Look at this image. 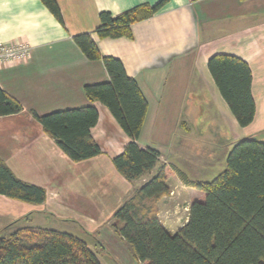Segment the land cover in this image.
Listing matches in <instances>:
<instances>
[{"label": "crops", "instance_id": "obj_1", "mask_svg": "<svg viewBox=\"0 0 264 264\" xmlns=\"http://www.w3.org/2000/svg\"><path fill=\"white\" fill-rule=\"evenodd\" d=\"M159 1L58 0L62 24L42 0H0V43L29 45L25 58L0 63V86L23 107L18 114L0 117V156L19 178L46 189L47 199L40 208L69 217L71 213L98 210L92 205L91 190L88 194L84 189L92 182L118 193L117 198L111 196L116 201L110 207L112 215L121 203L122 193L150 179L159 164L165 166L167 183L172 186V164L162 155L152 171L134 181H128L116 170L113 158L131 138L104 104L91 101L85 93L86 85L109 82L111 78L101 59H89L77 45L74 36L80 33H91L103 56L120 59L147 99L148 110L137 141L140 147H151L144 139L151 127L149 123L169 120L178 105L187 119L199 118L209 112L210 106H215L212 111L217 115L220 110L229 117L233 114L208 68L210 57L218 53L236 55L248 62L256 112L253 122L242 128L264 141V0H167L153 16L133 24L130 37H101L95 32L103 11L117 16ZM89 105L99 111L92 133L102 153L74 162L31 112L44 115ZM180 121L187 131L191 130L186 120ZM176 180L186 185L177 175ZM189 188L198 192L194 193V200H198L201 190ZM101 192L111 198L108 192ZM51 193H66L63 198L75 204L47 207ZM110 214L101 207V218ZM158 216L172 232L162 221L161 213ZM94 217L91 214L90 223L96 221ZM116 238L122 239L119 235Z\"/></svg>", "mask_w": 264, "mask_h": 264}, {"label": "trees", "instance_id": "obj_2", "mask_svg": "<svg viewBox=\"0 0 264 264\" xmlns=\"http://www.w3.org/2000/svg\"><path fill=\"white\" fill-rule=\"evenodd\" d=\"M42 2L63 24L58 0ZM166 2L139 6L117 16L103 11L95 32L101 37H130L133 24L153 16ZM74 40L89 59L104 62L111 78L86 85L87 97L104 104L131 138L114 156L113 164L128 181L140 179L155 168L161 156L156 148H142L137 142L148 110L147 99L120 59L101 54L91 33L77 34ZM208 68L239 126H249L256 104L248 62L218 53L210 57ZM22 110L21 103L0 86V117ZM31 114L74 162L102 153L92 133L100 117L94 105ZM173 168L185 184L203 191L205 198L191 203L188 220L172 233L162 224L157 209L170 191L165 167L135 189L114 212L113 227L137 259L142 264H264V141L251 137L236 142L226 168L211 181L190 180ZM0 195L30 204H42L47 199L44 187L19 178L1 156ZM0 264L102 263L80 237L27 225L0 236Z\"/></svg>", "mask_w": 264, "mask_h": 264}, {"label": "rangeland", "instance_id": "obj_3", "mask_svg": "<svg viewBox=\"0 0 264 264\" xmlns=\"http://www.w3.org/2000/svg\"><path fill=\"white\" fill-rule=\"evenodd\" d=\"M208 108L209 112L203 113L199 118L195 116V118L187 119L182 115L181 106L178 105L175 107L174 116L163 122L149 123L151 127L147 131V135L144 133V139L148 144L159 150L164 159L172 164L169 170L171 173L169 180L172 186H169V193L158 202L157 209L161 213L162 221L166 222L167 228L173 233L177 232L185 222L189 213V205L195 199L194 193L198 192H194L187 184L177 182V173L172 166L185 173L189 179L211 181L226 168L228 154L236 142L244 138H256L251 136L245 128L238 126L233 114H230L229 117L228 114L220 110V115H217L212 111L215 106ZM180 120H186L191 130L187 131ZM161 165L163 166V164ZM161 165L157 166V171ZM181 182L183 181L181 180ZM89 184L91 186L86 185L84 189L88 194L91 190L92 205L98 210L88 209L78 213L79 216L71 213L69 217L66 214L55 212L53 209L40 208V204H30L0 195V236L8 234L9 231L20 226L31 225L48 228L80 237L97 253L102 264H142L129 245L124 240L116 238L118 234L113 227L114 212L135 189L128 191L129 193L127 191L122 193V200L119 201L121 203L117 205L118 207L111 215L110 207L116 204L111 196L117 198L119 197L118 193L112 191L109 186L92 185V182ZM141 185L137 184L136 189ZM128 187L132 188V185L128 184ZM82 188L81 190H84ZM101 191L108 192L111 198H105ZM199 192L202 195L197 199L202 201L205 198V193ZM66 195V193L62 195L51 193L46 206L52 207L55 204H61L68 207L75 204L71 200L64 199L63 197ZM101 207H104L110 216L101 218ZM91 214H95L96 221H92L93 224L90 223ZM107 239L115 241L109 243L105 241Z\"/></svg>", "mask_w": 264, "mask_h": 264}, {"label": "built area", "instance_id": "obj_4", "mask_svg": "<svg viewBox=\"0 0 264 264\" xmlns=\"http://www.w3.org/2000/svg\"><path fill=\"white\" fill-rule=\"evenodd\" d=\"M29 52V45H6L0 43V63H7L25 58Z\"/></svg>", "mask_w": 264, "mask_h": 264}]
</instances>
